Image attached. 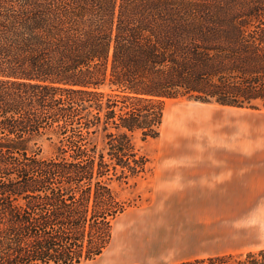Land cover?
Returning a JSON list of instances; mask_svg holds the SVG:
<instances>
[{
  "label": "trees",
  "instance_id": "16d2710c",
  "mask_svg": "<svg viewBox=\"0 0 264 264\" xmlns=\"http://www.w3.org/2000/svg\"><path fill=\"white\" fill-rule=\"evenodd\" d=\"M264 107V0H0V264H83L149 172L169 98ZM56 137V152L29 151ZM175 264H264V248Z\"/></svg>",
  "mask_w": 264,
  "mask_h": 264
},
{
  "label": "crops",
  "instance_id": "0c3cea01",
  "mask_svg": "<svg viewBox=\"0 0 264 264\" xmlns=\"http://www.w3.org/2000/svg\"><path fill=\"white\" fill-rule=\"evenodd\" d=\"M222 114L226 148L164 151L144 177L149 200L138 213L141 219L148 216V221L156 223L152 228L162 253L167 245L166 223L176 220L182 221L188 236H196L197 244L212 245L226 237L229 253V238L237 236L232 231L246 227L244 207H251L252 212L261 203L264 149L256 139L264 136V121L254 112L225 109Z\"/></svg>",
  "mask_w": 264,
  "mask_h": 264
},
{
  "label": "rangeland",
  "instance_id": "374dc122",
  "mask_svg": "<svg viewBox=\"0 0 264 264\" xmlns=\"http://www.w3.org/2000/svg\"><path fill=\"white\" fill-rule=\"evenodd\" d=\"M225 109L232 112L258 113L257 118L264 121L262 105H223L216 101L203 104L186 96L167 99L159 136L145 140L140 135L137 136L138 144L150 158V166L153 168L156 165L158 156L163 155L164 151L226 148L222 145L226 135L220 119ZM232 114L231 116H234V113ZM56 142V137L50 138L48 133L40 134L28 143V150L37 151L42 156H50L56 152ZM256 144L264 149V136L257 138ZM149 172L130 178L128 182L113 183L120 196L130 200L131 205L114 220L112 238L103 253L83 264H175L189 258L211 256L207 255L209 253L241 255L264 248L263 189L261 203L253 207L252 212L251 207H244L248 212L246 227L232 231V234L237 236L229 238L227 243L231 250L229 253H226V237L216 239L212 245L197 244L195 235L188 236L186 229L182 230L183 223L180 220L166 223L167 245L165 252L162 253V249H158V239L152 228L156 223L148 221V216H145L146 220L141 219L142 216L138 213L141 207L148 204L149 190L144 177ZM206 250H209V253L204 252ZM159 252L162 253L160 256Z\"/></svg>",
  "mask_w": 264,
  "mask_h": 264
}]
</instances>
